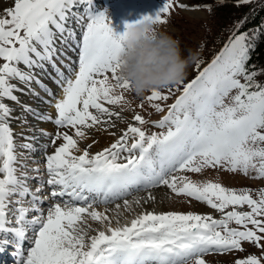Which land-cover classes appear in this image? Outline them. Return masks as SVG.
<instances>
[{
  "label": "snow or ice",
  "instance_id": "1",
  "mask_svg": "<svg viewBox=\"0 0 264 264\" xmlns=\"http://www.w3.org/2000/svg\"><path fill=\"white\" fill-rule=\"evenodd\" d=\"M174 6L176 0H167L154 16L140 20L163 26ZM82 21L78 33L72 25ZM242 25L235 26L229 42L202 71L197 61L198 74L190 82L152 89L144 97L156 113L167 107L166 115L153 123L163 131L150 132L146 117L137 113L109 146L91 153L98 141L80 147L88 130L115 128L113 118L122 119L131 107L125 95L131 85L118 76L128 23L117 32L94 0H12L0 10V253L12 247L16 264H206V254L246 252L247 242L259 253L234 264H264V187L237 189L188 175L220 170L264 179V83L257 80L264 69L248 66L264 28L249 34L240 31ZM69 41L78 49L75 68L60 59L61 46ZM46 65L56 72L54 83L61 89L59 98L45 89L52 97L45 103L55 108L56 117L34 115L64 131L40 130L55 146L44 157V179L38 167L29 170L19 159L18 147L36 149L30 142L17 144L11 126L17 118L4 101L19 103L14 93L23 90L12 81L30 84L32 70H46ZM174 92L181 94L167 105ZM24 111L33 112L27 106ZM58 140L62 143L56 146ZM156 188L205 204L220 218L144 210L128 223L117 218L113 226L107 208L99 210L130 190ZM155 199L148 192V200ZM123 205L130 210L127 199Z\"/></svg>",
  "mask_w": 264,
  "mask_h": 264
},
{
  "label": "rangeland",
  "instance_id": "2",
  "mask_svg": "<svg viewBox=\"0 0 264 264\" xmlns=\"http://www.w3.org/2000/svg\"><path fill=\"white\" fill-rule=\"evenodd\" d=\"M94 1L97 3L96 9L98 11L106 10L110 19L119 20L118 22L112 23L113 28L117 32L124 31L125 23L135 22L137 20L142 19L146 15L154 16L167 3V0H94ZM214 1L217 0H176V6L173 7L170 17H166L168 19V23L163 26L159 25L163 31H166L173 38L179 40L181 50L185 55H187L189 52L196 54L197 58L193 62L191 67L188 69L187 78L184 80L185 83L189 82L197 75L198 72L196 68L197 61H200V58L204 57L202 45L206 39L208 40L209 35L211 34L214 24L216 22L209 8L210 4ZM251 1L256 2L260 0H251ZM181 3L187 5V7L180 8L178 5ZM11 4H12V0H3V2H0V10H2L5 7L11 6ZM112 4H117V5H114L113 7L109 8V6H111ZM187 8H191V10H187ZM190 11L197 12V14H192L190 13ZM85 23L86 21H82L80 25L74 24V27H77L82 31ZM214 28L216 29L217 26L215 25ZM61 47L63 48V52H64V55L62 57L66 59L65 52H68L70 46L64 45ZM76 48L75 50L77 51L78 49ZM73 50L74 48L72 47V52H74ZM68 56L69 59H71L73 55L69 54ZM20 67L24 71H29L23 65H20ZM36 70L37 69H33L32 70L33 73L36 72ZM34 75L38 76V74H34ZM12 83L16 84L18 88L23 90L14 93L18 97L19 103L8 100L4 101L9 105L10 108L13 109L12 115L17 118L13 120L11 123L13 130L14 131L19 130L20 133L23 132L24 130H27L29 134H32L34 132L33 131L30 132L32 129H29L30 126L27 125V123L25 125L24 122L35 120L33 126L36 127H34V129L38 130L39 132L42 129L52 135H55V133L58 130L56 125H55L56 130L53 129L54 131L50 128L45 130V128H42L43 121H40L36 118V116L34 115L35 112L31 114V112L24 111L25 104L28 103L31 104V100L33 99L43 100L44 98L45 100V97H47L46 101L52 100V97H49L47 91H45V87L42 89L41 85L37 84L36 82H31L30 84H24L19 82L18 80H13ZM36 88H38L39 91L35 92L34 90L33 91L31 90ZM57 90L58 92H56V97L59 98L60 97L59 93L61 94V89L58 88L56 89V91ZM177 93L178 92L173 93L172 97L167 101V105H171L174 102L176 97H178L180 94L179 93L178 95H176ZM148 94L149 93L145 94L144 96H137L132 91L125 93L126 98L129 101H131V107L126 108L121 113L122 119L118 120L113 118L116 127L111 128L107 125H102L98 129H95L96 132H99L102 135H107V137H109V141H107L103 145L100 143L93 144V141L96 140V138L92 139L91 136H88V139L80 142L81 149L85 148L88 144H93L92 148L90 149V152L96 153L100 151V147L104 148L109 146L117 137H119L121 131L124 128H126L127 124L132 122V117L137 113L144 115L146 117V119L149 122L146 125V127L150 132L163 131L164 129H157L153 127V123L159 121L164 115H166L167 107H165L164 112L156 113L150 107L149 103L144 99V97L147 96ZM142 102L144 104L143 109L139 107V105ZM17 104L19 106H15ZM43 106H44L43 114L50 115L53 118L56 117V111L53 106H50L49 104L46 103H44ZM113 110L119 111L120 109L113 107ZM105 127L109 128L107 132L103 130ZM59 131H64V129L62 130L59 129ZM110 132H115V136L110 135L109 134ZM17 136L19 135H16L17 144L18 145L22 144L25 141V138L21 139L20 136L19 137ZM45 141L47 142L45 143ZM60 143H62V141L58 140L56 146H58ZM44 145H48V147L45 149ZM42 147L44 150L47 151L48 154H51L54 151L55 146L51 145V137L42 136ZM17 153H22L19 159L21 160V162L26 163L28 165L29 170L38 167L40 169L39 175H41L44 179H47L44 172L43 161L42 163L36 162L31 157L32 155L29 154L30 151L23 148L18 147ZM23 170L24 169H21V171ZM29 175L35 176L37 175V173L29 171ZM188 175H190L191 178L195 180L202 181V180L211 179L213 181H218L224 184L225 186L234 187L237 189L243 187H249L255 191L257 189L264 187V179L261 180L252 179L251 178L252 174H250L249 177H245L241 173L233 174L220 170H205L201 174H188ZM30 185L32 188L37 187V183L35 180L30 181ZM44 191L45 193H47V187H45ZM148 192H151L152 195L156 197L155 201L148 200ZM137 199H140L141 201L139 205L135 203ZM127 200L130 202V206H131L130 210H125L123 205V200L113 205L111 204H107L104 206L100 205L99 210H103L107 208L108 215L113 218V226H115V220L117 218H119L121 224L128 223L131 221V219L135 218L136 215L140 214L144 210L156 211V212L193 211L201 214H211L215 218H220L221 215L220 213L207 207L205 204L198 203L195 200L189 201V198L187 197H176L167 188H156V189H149L146 191L144 190V193L142 192L140 194L128 197ZM116 204L121 205L120 209L118 210L116 209ZM243 210H247V209L245 208ZM118 213L119 216L117 215ZM90 223L93 222L90 221ZM232 226L235 227L234 224ZM93 227H99V225L93 223ZM243 247L246 249V252H238V251H232L229 253L212 252L206 254L204 256V259L206 260V264H234V261L237 258L244 257L247 254L259 253V249L255 248L253 245L247 242L243 244Z\"/></svg>",
  "mask_w": 264,
  "mask_h": 264
},
{
  "label": "clouds",
  "instance_id": "3",
  "mask_svg": "<svg viewBox=\"0 0 264 264\" xmlns=\"http://www.w3.org/2000/svg\"><path fill=\"white\" fill-rule=\"evenodd\" d=\"M128 25L118 76L121 82L130 83L135 95L144 96L152 89L175 86L187 78L196 54L185 55L179 40L151 21Z\"/></svg>",
  "mask_w": 264,
  "mask_h": 264
},
{
  "label": "trees",
  "instance_id": "4",
  "mask_svg": "<svg viewBox=\"0 0 264 264\" xmlns=\"http://www.w3.org/2000/svg\"><path fill=\"white\" fill-rule=\"evenodd\" d=\"M211 14L216 20L208 40L203 43L204 57L200 58L201 70L207 65L229 42L235 26L243 21L240 31L252 34L254 30L264 28V0L239 4L237 0H217L209 6ZM255 48L251 53L249 68L260 71L264 69V35L254 41ZM207 53V55H206ZM257 80L264 83V75L258 76Z\"/></svg>",
  "mask_w": 264,
  "mask_h": 264
},
{
  "label": "bare ground",
  "instance_id": "5",
  "mask_svg": "<svg viewBox=\"0 0 264 264\" xmlns=\"http://www.w3.org/2000/svg\"><path fill=\"white\" fill-rule=\"evenodd\" d=\"M187 10H191V8H187ZM190 13H192V14H197V12H194V11H190ZM78 32V31H77ZM73 43L76 45V42L75 41H73ZM74 52V54L76 53V50H75V48H74V50H73ZM71 52V51H70ZM69 57V56H68ZM45 68H46V70H42V69H37L36 70V72H34V74H36V73H38V76H40L41 77V79L39 78V77H36L35 76V80H39L40 81V83H44L45 84V86H46V88L45 89H50L53 93L56 91V89H57V85H55L54 84V81L56 80V77H55V75H56V73H54L53 72V69L50 67V66H45ZM35 80H33V81H35ZM43 89V88H42ZM32 91L34 90L35 92L36 91H39V89L38 88H36V89H31ZM32 93V92H31ZM60 96H61V94H60ZM42 98V97H41ZM46 99H47V97H45V100H44V98H43V100L42 99H33V100H31V104L30 103H28V104H25V106H27V107H29V108H31L32 110H33V112H35V113H43V108H44V106H43V104L45 103V101H46ZM15 106H19L18 104L17 105H15ZM33 112H31V114L33 113ZM31 117V116H30ZM23 121H25V120H23ZM35 122V120H31V121H25L24 122V124L26 125V123H27V125H29L30 126V128L29 129H32L30 132H34V133H32V134H29V132H27V130H24L23 132H21L20 133V131L18 130H16V131H14V133L16 134V135H19L20 136V138L21 139H24L25 137H36V139L35 140H30V141H24L23 143H25V142H30V143H32L33 145H34V147H35V151H32V152H30V154L32 155L31 157L33 158V160H35L36 162H40V163H42V161H44V157H45V155L46 154H48L47 153V151L46 150H44L43 149V147H42V135L40 134V132L38 131V130H36V129H34V127H36V126H33V123ZM29 123V124H28ZM42 128H45V130L46 129H55L56 127H55V124H53L52 122H44L43 121V127ZM109 129V128H108ZM51 130V131H52ZM56 130V129H55ZM54 131V130H53ZM21 134H23V135H21ZM19 136H17V137H19ZM23 136V137H22ZM88 136H91L92 137V139L93 138H96V140L95 141H98V143H100V144H105L107 141H109V137H107V135H102V134H100L99 132H96V130H88ZM90 138V137H89ZM17 139V138H16ZM47 141H45V143H46ZM97 143V144H98ZM41 144V145H40ZM101 146V145H100ZM101 149H103L102 147H100V150ZM40 151V152H39ZM42 166V165H41ZM144 193V191H137V190H130V194H133V196L134 195H137V194H140V193ZM141 196V195H140ZM138 198V197H137ZM142 198V197H141ZM145 205V204H144ZM104 206V205H103ZM104 210V209H103ZM103 210H101V211H103Z\"/></svg>",
  "mask_w": 264,
  "mask_h": 264
}]
</instances>
